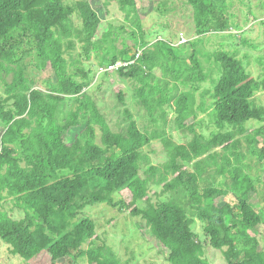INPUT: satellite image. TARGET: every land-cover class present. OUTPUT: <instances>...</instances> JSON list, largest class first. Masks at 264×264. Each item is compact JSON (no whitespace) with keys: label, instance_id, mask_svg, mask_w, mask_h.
Masks as SVG:
<instances>
[{"label":"trees","instance_id":"obj_1","mask_svg":"<svg viewBox=\"0 0 264 264\" xmlns=\"http://www.w3.org/2000/svg\"><path fill=\"white\" fill-rule=\"evenodd\" d=\"M228 1L185 0L193 12L194 36L176 46L158 34L155 42L147 39L137 0H120L133 30L117 51L104 46L114 33L111 28L96 39L102 18L91 0H0V239L12 255L27 264H43L46 257L44 264L81 259L126 264L106 242L96 245V224L85 216L88 207L107 203L141 217L169 251L170 264H211L206 246L222 251L225 264H264V249L251 235L263 223L257 208L264 181L260 191L238 152L240 140L224 132L230 126L245 134L250 121L264 122V106L256 98L264 82L252 76L237 50L202 51L207 34L228 30ZM187 45L192 51L183 56ZM202 56L219 75L213 90L202 93L212 100L209 106L206 100L197 103L201 85L214 79ZM92 57L102 66L129 63L117 75L134 83L144 120L167 126L173 113L178 130H190L194 138L180 144L166 131L142 130L128 109L127 125L114 131L96 98L86 92L95 76ZM27 58L52 70L46 89L28 77ZM115 90L125 105L122 86ZM62 106L69 109L60 121ZM197 111L208 113L219 131L209 137L195 132L194 123L187 122L198 117ZM79 127L80 135L72 138L71 131ZM246 139L252 146L263 140L255 151L263 161L264 129ZM154 140L162 141L168 155L159 165L144 150ZM218 175L230 184L217 182ZM152 185L167 197L145 206ZM8 200L24 212L22 219L5 208ZM196 220L204 224L205 242L195 231Z\"/></svg>","mask_w":264,"mask_h":264},{"label":"rangeland","instance_id":"obj_2","mask_svg":"<svg viewBox=\"0 0 264 264\" xmlns=\"http://www.w3.org/2000/svg\"><path fill=\"white\" fill-rule=\"evenodd\" d=\"M162 2L168 3V6L162 5ZM91 3L102 18L96 39H101L102 35L111 28L114 33L111 39L104 43V46H114L118 49L117 51L121 50L124 38L130 37L129 34L133 28L131 27L132 23L125 19V15L120 8V0H91ZM137 5L141 10L142 28L147 39L155 42L157 39H154V35L158 34L162 38L173 40L176 46H179L186 44L185 42L180 43L182 38L186 42L193 38L194 34L191 30L194 20L193 12L185 0H137ZM228 7V13L231 14L228 30L219 34H207L205 36L206 40L202 44V51L204 54H208L218 50H237L238 58L243 61V65L248 68L252 76L258 82H264V59L262 63L259 60V57L264 58V0H229ZM170 34L173 36L172 38ZM78 51H80L79 47ZM191 51V46L187 45L181 53L183 56H188ZM91 61L94 65L95 76L86 92L96 98L101 111L106 115L114 131H122L127 125L124 110L128 109L134 115L138 126L142 130L147 128L149 131L154 129L166 131L175 142L180 144L188 143L194 138L195 133L192 131L178 130L174 123L175 115L173 113H170V121L167 126H163L161 122L157 125H149L144 120L147 118L145 110L136 102L134 83L120 78L117 71L109 72V75L99 73V67L102 66L100 60L97 57H92ZM202 62L208 71H211V76L214 79H210L207 83L201 85L197 94V103L206 100L209 106L212 100L209 96L204 99L202 93L205 90H213L216 85L213 80L218 79L219 75L211 60L202 56ZM24 63L27 75L36 82V87L46 89L47 79L53 77L50 67L45 69L36 67L33 58H27ZM118 85L122 86V91L126 95L125 105L120 104L118 101L115 90ZM1 92H3V89L0 84ZM256 98L257 103L264 106L263 88L257 92ZM68 109L69 107L65 106L60 108L58 114L60 121H63ZM197 115L198 117L194 120L190 119L187 122L189 124L194 123L195 132L209 137L213 132L219 131L208 113L204 114L197 111ZM247 127L249 131L245 134H240L234 127L230 126L224 132L231 131L236 134L234 138L240 140L237 149L242 156V162L246 165V171L257 182L258 189L261 191V180L264 181V160H260L255 155V151H259L263 147V140L260 139L259 145L252 146L248 143L246 136L252 135L256 129H264V122L253 120L247 124ZM82 129L83 127L73 129L71 131L72 138L79 136ZM144 150L149 154L154 165L162 164L167 160L168 155L161 140H154ZM219 181L228 184L231 182L230 179L218 175L217 182ZM166 197L167 195L162 194L161 187L152 185L149 191V200L144 204L145 206L157 204ZM259 197L260 199H257L261 204L257 211L262 215L263 223L252 230L251 235L258 238L262 249H264V198L263 196ZM218 201L220 203V201L225 202L227 200L219 199ZM12 205V201L8 200L5 203V208L13 218L22 219L25 216L24 212L13 209ZM85 216L91 218L96 224L98 236L95 241L96 245L106 242L115 251L122 263L170 264L168 262L169 251L146 227V223L141 217H132L119 211L118 208L109 206L107 203L88 207ZM203 228L204 224L197 221L195 231L205 242ZM243 244L241 243L239 247H244ZM205 254L211 264H225L222 251L206 246ZM46 260L49 262L47 257L41 259L43 264L46 263ZM0 264H27V262L20 259L19 256L12 255L10 246L0 239ZM77 264L90 263L87 259H81Z\"/></svg>","mask_w":264,"mask_h":264},{"label":"built area","instance_id":"obj_3","mask_svg":"<svg viewBox=\"0 0 264 264\" xmlns=\"http://www.w3.org/2000/svg\"><path fill=\"white\" fill-rule=\"evenodd\" d=\"M183 42H186L184 38L181 39V44ZM141 55V52H139L138 57ZM129 63H126L124 61H118L115 64H110L109 66H102L99 68V73H109L113 71H117L119 68L127 66Z\"/></svg>","mask_w":264,"mask_h":264}]
</instances>
